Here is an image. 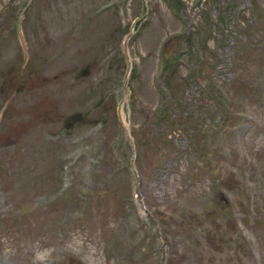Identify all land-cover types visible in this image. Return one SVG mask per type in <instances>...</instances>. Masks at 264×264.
Segmentation results:
<instances>
[{
    "label": "rangeland",
    "instance_id": "obj_1",
    "mask_svg": "<svg viewBox=\"0 0 264 264\" xmlns=\"http://www.w3.org/2000/svg\"><path fill=\"white\" fill-rule=\"evenodd\" d=\"M248 4L0 0V264H264V57L237 53L260 50L240 32ZM163 49L179 67L164 113ZM164 114L197 123L164 143Z\"/></svg>",
    "mask_w": 264,
    "mask_h": 264
}]
</instances>
